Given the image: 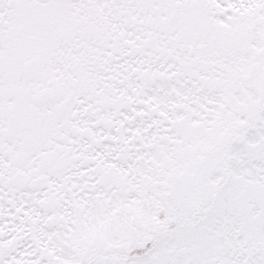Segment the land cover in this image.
I'll list each match as a JSON object with an SVG mask.
<instances>
[{"label": "snow or ice", "instance_id": "snow-or-ice-1", "mask_svg": "<svg viewBox=\"0 0 264 264\" xmlns=\"http://www.w3.org/2000/svg\"><path fill=\"white\" fill-rule=\"evenodd\" d=\"M0 264H264V0H0Z\"/></svg>", "mask_w": 264, "mask_h": 264}]
</instances>
